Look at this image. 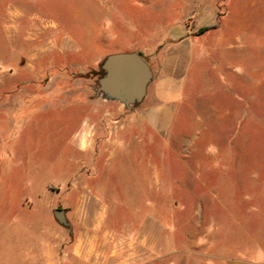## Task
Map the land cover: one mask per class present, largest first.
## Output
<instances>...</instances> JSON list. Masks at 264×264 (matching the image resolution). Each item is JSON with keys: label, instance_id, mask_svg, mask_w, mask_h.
<instances>
[{"label": "rangeland", "instance_id": "374dc122", "mask_svg": "<svg viewBox=\"0 0 264 264\" xmlns=\"http://www.w3.org/2000/svg\"><path fill=\"white\" fill-rule=\"evenodd\" d=\"M253 1L264 8V0H0V152L10 154L0 157V264L215 263L200 243L206 220L215 218L211 198L231 194L233 175L218 180L215 172L216 146L226 145L233 127L225 110L251 116L241 123L234 178L259 168L264 151V13L252 10L242 21ZM237 34L246 35L245 45L233 49ZM248 34L261 39L259 57L249 56ZM182 39L189 57L171 128L142 152L129 147L116 156L112 170L81 177L78 186L63 183L78 124L74 114L66 119L72 89L96 85L94 70L124 44L139 47L153 70L163 46ZM46 83L64 87V102L40 94ZM205 166L212 169L206 186ZM86 188L106 192L105 201ZM56 208L68 225L54 217ZM89 211L113 217L94 233ZM77 243L97 249L74 251Z\"/></svg>", "mask_w": 264, "mask_h": 264}, {"label": "crops", "instance_id": "0c3cea01", "mask_svg": "<svg viewBox=\"0 0 264 264\" xmlns=\"http://www.w3.org/2000/svg\"><path fill=\"white\" fill-rule=\"evenodd\" d=\"M252 10L258 15L264 13V8L260 7L257 1H253L248 8L242 10L243 22L251 19ZM245 36L237 34L236 44H233L232 48L234 49L235 45L237 48L243 47ZM247 40L250 46L249 56L259 57L261 54L257 44L261 40L260 37L248 34ZM186 41L182 39L174 42L175 48L171 47L170 43L163 46L161 53L163 52L165 57L152 67L153 86L148 84L146 89V93L148 89H153V98L144 100L145 104L136 106L131 111H125L126 107L116 100L104 99L97 95L94 83L79 84L72 89L69 95V106L72 110L66 119L74 114L78 124L68 139L67 145L71 154L67 156L68 166L63 169L65 170L63 183L70 180L71 185L78 186L81 177L89 179L97 176L102 170H112L111 161L116 156L122 155L129 147H134L136 153L142 152L145 142L154 144L159 140L161 132L171 128V122L177 111L176 106L180 101L178 95L181 89L180 80L185 73L183 67L189 57L188 47L184 46ZM124 45H127L128 49L123 51L141 52V49L133 43ZM148 64L153 66L150 61ZM63 88L53 83L38 86L42 96L56 98L57 103L64 102ZM231 99L232 103H239L241 96L233 92ZM225 112L227 115H232L233 127L230 135L224 136L226 145L216 146L215 172L218 180H225L230 173L233 175L232 181H227L231 186V194L226 196L216 193L214 198H211L215 203V218L206 220L201 237L205 242H201L200 245L208 251L206 256L215 260L214 264H264V151H261L259 168L252 167L243 178H234V173L240 175L238 136L241 123L249 120L251 116L247 113L241 115L235 109H228ZM248 150L256 152V149ZM5 156L10 157V154L0 152V157ZM113 165L116 168L119 166ZM211 170L208 166L201 168L202 185H207L203 179L204 172ZM109 181L110 178H105V186ZM87 190L96 201H105L106 192H101V196L99 191L96 193L92 189ZM104 191H106L105 187ZM154 204L155 201L152 200V205L155 207ZM84 214H87L85 218L94 220V233L102 228L106 219L113 217L112 214L101 211H93V213L89 211ZM96 249L97 247L92 243L84 245L77 243L74 246V251L78 252ZM152 249L160 250L158 240L153 243Z\"/></svg>", "mask_w": 264, "mask_h": 264}, {"label": "water", "instance_id": "95a60500", "mask_svg": "<svg viewBox=\"0 0 264 264\" xmlns=\"http://www.w3.org/2000/svg\"><path fill=\"white\" fill-rule=\"evenodd\" d=\"M95 93L104 99L116 100L131 110L141 102L152 78L148 62L137 51H117L107 54L100 62ZM53 215L68 225L64 210L56 208Z\"/></svg>", "mask_w": 264, "mask_h": 264}, {"label": "trees", "instance_id": "16d2710c", "mask_svg": "<svg viewBox=\"0 0 264 264\" xmlns=\"http://www.w3.org/2000/svg\"><path fill=\"white\" fill-rule=\"evenodd\" d=\"M211 27H216V23L211 25V26H205L199 29L198 33L203 32L204 30L210 29ZM102 72V69L100 67H98L97 70H94V73L99 75Z\"/></svg>", "mask_w": 264, "mask_h": 264}]
</instances>
